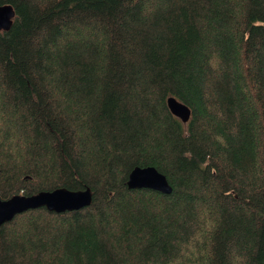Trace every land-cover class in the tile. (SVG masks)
I'll return each mask as SVG.
<instances>
[{
	"label": "trees",
	"instance_id": "1",
	"mask_svg": "<svg viewBox=\"0 0 264 264\" xmlns=\"http://www.w3.org/2000/svg\"><path fill=\"white\" fill-rule=\"evenodd\" d=\"M1 5L0 198L92 202L0 225V264H264V0Z\"/></svg>",
	"mask_w": 264,
	"mask_h": 264
},
{
	"label": "water",
	"instance_id": "2",
	"mask_svg": "<svg viewBox=\"0 0 264 264\" xmlns=\"http://www.w3.org/2000/svg\"><path fill=\"white\" fill-rule=\"evenodd\" d=\"M13 15L10 5L0 6V32L10 28ZM167 106L170 112L182 122L189 120L190 109L185 104L169 97ZM126 185L131 189L149 188L162 194H169L172 190L166 177L152 166L134 167L128 175ZM91 202L92 192L89 187L81 190L61 187L52 191H40L30 196L15 195L6 200L0 198V225L28 210L44 207L49 212L62 213L83 209Z\"/></svg>",
	"mask_w": 264,
	"mask_h": 264
}]
</instances>
